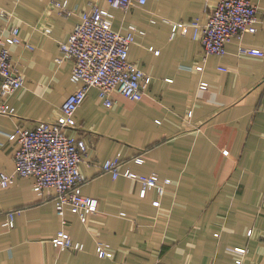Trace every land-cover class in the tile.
Listing matches in <instances>:
<instances>
[{
	"label": "crops",
	"instance_id": "crops-1",
	"mask_svg": "<svg viewBox=\"0 0 264 264\" xmlns=\"http://www.w3.org/2000/svg\"><path fill=\"white\" fill-rule=\"evenodd\" d=\"M220 1L148 0L125 11L104 0H0V36L18 27L33 47L9 46L25 85L6 98L17 115L0 114L2 172L16 169L18 143L9 135L56 121L77 90L73 63L57 60L92 3L112 11L115 31L145 33L136 34L129 60L152 78L141 101L114 92L106 107L92 88L76 112L69 132L88 145L82 193L98 201L86 222L70 208L58 214L55 190L40 196L32 177L0 187V264H264V57L240 53L264 52V0H251L257 32L233 38L223 56L206 55L192 32L172 37V23L205 22ZM55 3H67L72 14L61 15ZM115 159L121 173L171 180L165 194L152 189L142 197L139 182L104 172ZM14 210L21 211L8 228ZM60 232L84 249L55 248ZM100 244L111 257H100Z\"/></svg>",
	"mask_w": 264,
	"mask_h": 264
},
{
	"label": "built area",
	"instance_id": "built-area-1",
	"mask_svg": "<svg viewBox=\"0 0 264 264\" xmlns=\"http://www.w3.org/2000/svg\"><path fill=\"white\" fill-rule=\"evenodd\" d=\"M111 9L130 10L135 6H145L148 0H104ZM54 7L61 15L70 16L67 3H55ZM258 8L251 0H221L209 13L205 22L192 21L172 23V37L177 34L188 35L192 32L194 40L199 41L206 55L223 56L226 46L233 38L241 39L247 32L255 33L260 22ZM0 10V16H5ZM114 14L108 8L94 2L88 11L81 14L69 39L60 44L61 57L58 63L71 61V81L78 84L77 90L63 103L61 116L56 121H43L33 128H18L9 139L18 143L15 152V173L9 175L0 170V187L7 188L14 184L16 177H32L34 190L43 196L47 190H55L54 201L58 214L63 215L67 208L76 213L83 222L98 210V201L85 197L82 187L87 179L82 175L80 164L88 152V145L83 139L70 134L77 126L76 112L84 103L89 91L96 88L106 107H112V95L119 92L132 101H141L152 78L129 60L130 49L136 42V34L143 31L131 26L126 35L113 29ZM51 34V29H45ZM22 45L33 47L20 36V29L12 27L9 34L0 36V114L16 116V108L6 102L25 85L22 73L12 61L9 46ZM159 53L158 51L156 52ZM241 54L264 57V52L253 48H240ZM202 70V66L197 67ZM171 81V80H169ZM202 90L208 88L204 83ZM192 116V111L189 112ZM142 162V159H136ZM120 160H108L103 165L104 172L118 178L121 174L142 185L141 196L156 189L160 196L165 194V186L171 180L161 183L158 174L139 175L130 170L119 171ZM156 206L160 201L154 202ZM21 210L8 212L5 226L13 228L16 216ZM52 245L60 250L81 251L84 245L76 243L71 236L60 232L51 240ZM244 252V250H238ZM100 257H111L103 245L98 246Z\"/></svg>",
	"mask_w": 264,
	"mask_h": 264
}]
</instances>
